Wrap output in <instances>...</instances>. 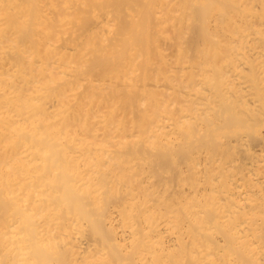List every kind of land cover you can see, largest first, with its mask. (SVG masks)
I'll return each instance as SVG.
<instances>
[{
    "label": "bare ground",
    "instance_id": "6f19581e",
    "mask_svg": "<svg viewBox=\"0 0 264 264\" xmlns=\"http://www.w3.org/2000/svg\"><path fill=\"white\" fill-rule=\"evenodd\" d=\"M0 264H264V0H0Z\"/></svg>",
    "mask_w": 264,
    "mask_h": 264
}]
</instances>
